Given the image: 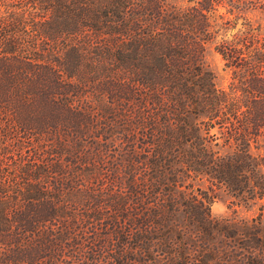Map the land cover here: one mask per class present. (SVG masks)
<instances>
[{
    "label": "trees",
    "instance_id": "1",
    "mask_svg": "<svg viewBox=\"0 0 264 264\" xmlns=\"http://www.w3.org/2000/svg\"><path fill=\"white\" fill-rule=\"evenodd\" d=\"M261 147L264 0H0V264H264Z\"/></svg>",
    "mask_w": 264,
    "mask_h": 264
},
{
    "label": "rangeland",
    "instance_id": "2",
    "mask_svg": "<svg viewBox=\"0 0 264 264\" xmlns=\"http://www.w3.org/2000/svg\"><path fill=\"white\" fill-rule=\"evenodd\" d=\"M205 61L208 64V67L212 70L214 74V81L218 86H225L229 80V72L226 68L223 67V62L221 57L213 49H209L205 54ZM253 152H259L264 154V148H252ZM201 187L204 186V183L200 182ZM233 198L227 195L221 190H217L215 195L208 202L210 214L214 217H222L232 214L231 210L233 207L237 209V215L239 216H251L255 214L254 207L244 209L243 206H238L235 203H232ZM261 223L264 225V214L260 219Z\"/></svg>",
    "mask_w": 264,
    "mask_h": 264
}]
</instances>
